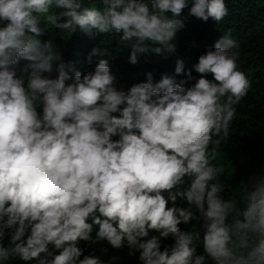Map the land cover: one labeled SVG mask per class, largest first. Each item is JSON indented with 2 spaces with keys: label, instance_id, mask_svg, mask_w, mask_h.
Returning <instances> with one entry per match:
<instances>
[{
  "label": "clouds",
  "instance_id": "clouds-1",
  "mask_svg": "<svg viewBox=\"0 0 264 264\" xmlns=\"http://www.w3.org/2000/svg\"><path fill=\"white\" fill-rule=\"evenodd\" d=\"M228 15L225 0H0V264H118L110 249L264 264V169L229 191L213 163L251 87L239 41L229 30L191 69L177 58L174 76L127 88L98 45L118 39L137 66L175 53L190 18ZM50 33L97 41L91 70Z\"/></svg>",
  "mask_w": 264,
  "mask_h": 264
},
{
  "label": "trees",
  "instance_id": "trees-1",
  "mask_svg": "<svg viewBox=\"0 0 264 264\" xmlns=\"http://www.w3.org/2000/svg\"><path fill=\"white\" fill-rule=\"evenodd\" d=\"M229 15L217 24L211 19L208 22L190 18L185 22V28L177 33L176 51L161 56H148L137 66L127 63L129 50L119 46L118 39L106 36L97 38L98 45L108 46L112 58L110 64L116 73L120 84L125 88L134 82L145 79L143 73L152 72L154 79L159 80L161 74L174 76L175 61L183 59L185 68L191 69L197 57L231 31L240 45V55L237 60L238 69L243 71L250 80L251 87L246 97L237 105V116L231 126V139L222 145L218 157L213 163L222 168L221 181L231 191L241 178L250 173L264 169V0H225ZM187 14V13H185ZM52 38L60 47L65 60L80 61V70H91L94 66L86 62L89 51L97 41L77 33L70 37L66 33H50L44 39ZM68 40V41H67ZM194 76L196 73H192ZM177 81L186 79L176 76ZM211 79V77H208ZM183 228L184 226L181 225ZM171 243V240L166 241ZM97 247V246H94ZM87 254V252H85ZM118 255V264H138L134 257L127 256V249L112 250L109 255ZM107 260L108 257L104 256ZM10 264H19L18 261ZM24 264V262H20Z\"/></svg>",
  "mask_w": 264,
  "mask_h": 264
}]
</instances>
